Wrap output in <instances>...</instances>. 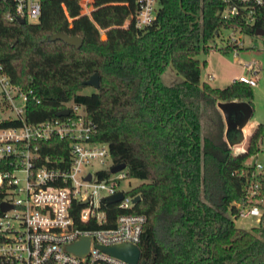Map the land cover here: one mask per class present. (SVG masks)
Instances as JSON below:
<instances>
[{
	"label": "trees",
	"instance_id": "obj_1",
	"mask_svg": "<svg viewBox=\"0 0 264 264\" xmlns=\"http://www.w3.org/2000/svg\"><path fill=\"white\" fill-rule=\"evenodd\" d=\"M40 1L38 22L23 24L7 21L9 6L0 2V73L39 99L26 107L28 122L56 118L65 103L83 105L96 125L94 140L108 144L111 163H124L127 177L139 180L127 194L140 196L130 212L146 216L141 263L264 264V204L250 229L237 227L229 215L236 213L233 202L245 197V161L264 126L257 125L245 151L232 154L216 106L233 99L251 104L252 89L237 80L223 88L201 82L196 58L229 26L218 13L221 1L158 0L154 22L143 29L122 27L137 12L135 0H93L90 15L81 13L79 0ZM57 32L79 36L81 46L47 39ZM233 46L220 50L226 54ZM168 63L183 81L162 82ZM94 73L98 88L82 93ZM51 144L42 155L61 145L68 153L66 141ZM122 212L108 206L111 225Z\"/></svg>",
	"mask_w": 264,
	"mask_h": 264
},
{
	"label": "built area",
	"instance_id": "obj_2",
	"mask_svg": "<svg viewBox=\"0 0 264 264\" xmlns=\"http://www.w3.org/2000/svg\"><path fill=\"white\" fill-rule=\"evenodd\" d=\"M136 14L127 18L122 27L133 24L136 29L150 26L156 17L158 0H135ZM221 20L229 23L222 29L233 31L263 30L264 0H220ZM8 4L7 21L23 19L25 23L38 22L41 15L40 0H0ZM81 13L90 15L93 0H79ZM231 23V24H230ZM254 34V33H253ZM247 73L235 80L251 87L257 84V69L252 63L243 65ZM0 190L1 203L10 205L0 210V264H130L100 249L123 243L139 247L146 225V216L130 212L136 195L127 194L129 189L120 188L128 179L126 167L118 172L101 175L100 169L92 173L84 170L93 161L104 163L110 158L108 144L94 140L95 123L87 117L83 105L65 103L62 109L68 114L54 119L28 122L25 112L28 103H39L33 90H23L0 73ZM5 110V112H4ZM59 110V111H60ZM5 121L13 122L3 126ZM66 141L57 153L42 155L41 150L52 149V140ZM68 147V149H67ZM250 168L245 197L233 202L237 219L254 218L258 224L262 215L259 203L264 183V132L258 138ZM240 174L244 175L242 169ZM88 175L90 178L88 179ZM108 183V185H107ZM103 189L104 195L90 192L89 186ZM122 192L115 203L103 198ZM80 204V207H79ZM115 205L124 212L118 213L113 224L108 217V206ZM82 238H89V248L83 255L67 249ZM136 264H142L141 260Z\"/></svg>",
	"mask_w": 264,
	"mask_h": 264
},
{
	"label": "rangeland",
	"instance_id": "obj_3",
	"mask_svg": "<svg viewBox=\"0 0 264 264\" xmlns=\"http://www.w3.org/2000/svg\"><path fill=\"white\" fill-rule=\"evenodd\" d=\"M100 35L103 40L106 39L104 30H101ZM231 45H234L232 50H229L226 54L221 52V48L227 46L231 47ZM207 46L209 49L204 50L201 48L196 57L200 62L201 82H207L212 87L223 88L234 81L233 79L237 78L241 73H247V71L243 69V65L246 63L255 65L258 72L257 84L251 87L252 97L250 101L253 113L243 128L245 138L240 144L230 147L232 154H238L247 149L249 138L257 125L262 124L264 126V39L262 36L247 33L245 31L236 32L222 29L217 36L211 38L207 42ZM161 80L165 84H174L183 81V77L176 73L171 63H168L161 73ZM93 89L92 86H88L83 89L82 93L92 92ZM1 100L0 94V104ZM233 100L238 101V99ZM242 101L247 100L242 99ZM250 157L251 155L246 159V163L253 161ZM110 164L111 159L105 158L104 163L93 161L91 165L84 170L94 173L100 169H107ZM137 184H139V180L128 178L121 181L120 188L127 190ZM93 185L94 184H91L88 190L90 192L96 190L95 196L104 195L106 193L103 189L94 188ZM262 203L264 204V201ZM235 225L240 228L250 229L258 224L255 222L254 218H239L235 221Z\"/></svg>",
	"mask_w": 264,
	"mask_h": 264
},
{
	"label": "water",
	"instance_id": "obj_4",
	"mask_svg": "<svg viewBox=\"0 0 264 264\" xmlns=\"http://www.w3.org/2000/svg\"><path fill=\"white\" fill-rule=\"evenodd\" d=\"M18 23H25L23 19H19ZM253 33L255 35H262L263 30L260 28H256ZM49 41L61 40L64 43L74 46L76 48L80 47L82 44V38L76 35H67L63 32H57L52 35H49L47 38ZM103 40V38H101ZM84 83L88 86H92L93 88L97 89L99 86V76L97 73H94L90 76L89 79L84 81ZM217 108L220 110L224 123H225V130H224V138L226 144L229 147H233L237 144H240L245 136L243 128L247 124L248 120L252 116L253 109L249 102L242 101V100H230V101H221L216 104ZM68 114V109H62L57 112V116H63ZM126 165L124 163L112 165L110 167V172L115 173L122 169H124ZM90 178V175L87 177ZM123 197L122 192H117L111 196L103 198L102 201L106 203H115L121 200ZM140 196L136 195L133 199L134 203L139 201ZM10 208V205L6 203L0 204V210L6 211ZM89 248V238H82L81 240L70 244L67 246V249L75 254L83 255L87 253ZM101 250L104 252L118 257L130 264H136L140 258V249L138 246L123 243L113 246L100 247Z\"/></svg>",
	"mask_w": 264,
	"mask_h": 264
},
{
	"label": "crops",
	"instance_id": "obj_5",
	"mask_svg": "<svg viewBox=\"0 0 264 264\" xmlns=\"http://www.w3.org/2000/svg\"><path fill=\"white\" fill-rule=\"evenodd\" d=\"M236 78H234L233 80H235Z\"/></svg>",
	"mask_w": 264,
	"mask_h": 264
}]
</instances>
